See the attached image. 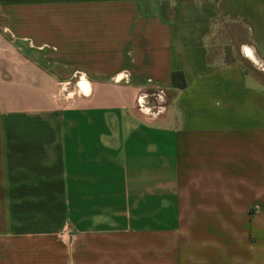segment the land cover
Instances as JSON below:
<instances>
[{"label":"crops","instance_id":"obj_1","mask_svg":"<svg viewBox=\"0 0 264 264\" xmlns=\"http://www.w3.org/2000/svg\"><path fill=\"white\" fill-rule=\"evenodd\" d=\"M219 25L264 61V0H0V264H264V81Z\"/></svg>","mask_w":264,"mask_h":264},{"label":"rangeland","instance_id":"obj_2","mask_svg":"<svg viewBox=\"0 0 264 264\" xmlns=\"http://www.w3.org/2000/svg\"><path fill=\"white\" fill-rule=\"evenodd\" d=\"M240 30L238 28H233V27H228L224 25H219L216 28H214L213 35L209 39V49H208V57L212 62L215 63H224L227 61H230L232 59V55L235 54L238 58H242V55L239 52V49L242 45H239L238 38H236L238 35H240ZM236 50V51H234ZM235 52V53H234ZM245 62V59H243ZM248 65H250L252 68V64L248 62ZM255 70V69H254ZM256 71V70H255ZM257 74L260 75L261 81H264V71L263 72H258L256 71ZM77 77V75H76ZM76 81V78H73L69 81L70 85L69 87ZM65 82V81H64ZM63 83V82H60ZM58 88V86H56ZM60 97H57L60 100H64L66 94L70 92V89H64L63 91L61 90H53L52 95L57 94ZM74 98H77L76 94L73 95ZM79 97H83L79 95ZM51 100V99H50ZM59 108L65 107L67 104H69V101L66 100L65 102L63 101H58L55 98L53 99ZM52 102V100H51Z\"/></svg>","mask_w":264,"mask_h":264},{"label":"built area","instance_id":"obj_3","mask_svg":"<svg viewBox=\"0 0 264 264\" xmlns=\"http://www.w3.org/2000/svg\"><path fill=\"white\" fill-rule=\"evenodd\" d=\"M241 54L242 56L248 58L252 64V66L255 68L256 71L258 72H263L264 71V61L262 59L257 58L253 52L251 51V49L249 47L246 46H242L240 48ZM76 81L69 87L70 83L69 82H65V83H58V88L54 89V90H61L63 91L64 89H70V92H68V94H66L65 99L64 100H60V98L58 99L57 97H60L57 94H51L50 95V99L52 100V103H54L55 105H57V103L53 100L54 98L58 101H63L65 102L66 100L69 101V104H67L65 107H69L73 100L74 97L73 95L76 94V96L79 97V95H82V93L79 91V85H80V81L84 79V77L82 75H77ZM165 102V95L163 90H161L158 87H151L149 93H141L138 95V97L136 98V104L137 107L140 111H144V110H148L145 111L147 113L150 112H159L162 110L163 108V104Z\"/></svg>","mask_w":264,"mask_h":264},{"label":"trees","instance_id":"obj_4","mask_svg":"<svg viewBox=\"0 0 264 264\" xmlns=\"http://www.w3.org/2000/svg\"><path fill=\"white\" fill-rule=\"evenodd\" d=\"M171 83L174 88L182 89L184 87V80L179 72L171 74Z\"/></svg>","mask_w":264,"mask_h":264}]
</instances>
